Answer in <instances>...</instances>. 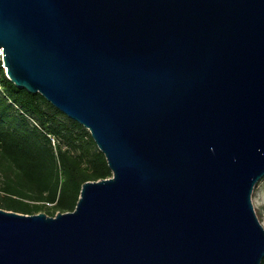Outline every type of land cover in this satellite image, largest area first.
<instances>
[{"label":"water","instance_id":"95a60500","mask_svg":"<svg viewBox=\"0 0 264 264\" xmlns=\"http://www.w3.org/2000/svg\"><path fill=\"white\" fill-rule=\"evenodd\" d=\"M8 77L113 176L74 211L0 206V264H262L264 0H0Z\"/></svg>","mask_w":264,"mask_h":264},{"label":"trees","instance_id":"16d2710c","mask_svg":"<svg viewBox=\"0 0 264 264\" xmlns=\"http://www.w3.org/2000/svg\"><path fill=\"white\" fill-rule=\"evenodd\" d=\"M112 176L91 131L43 94L18 87L0 63V206L74 211L85 182Z\"/></svg>","mask_w":264,"mask_h":264},{"label":"rangeland","instance_id":"374dc122","mask_svg":"<svg viewBox=\"0 0 264 264\" xmlns=\"http://www.w3.org/2000/svg\"><path fill=\"white\" fill-rule=\"evenodd\" d=\"M253 194L258 217L264 223V178L258 183Z\"/></svg>","mask_w":264,"mask_h":264},{"label":"built area","instance_id":"2783aa9c","mask_svg":"<svg viewBox=\"0 0 264 264\" xmlns=\"http://www.w3.org/2000/svg\"><path fill=\"white\" fill-rule=\"evenodd\" d=\"M5 52H4V47L0 46V63H2V65L4 66L6 72L8 73V68L5 65ZM53 142L54 144H56V138L53 137Z\"/></svg>","mask_w":264,"mask_h":264}]
</instances>
